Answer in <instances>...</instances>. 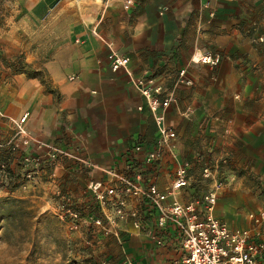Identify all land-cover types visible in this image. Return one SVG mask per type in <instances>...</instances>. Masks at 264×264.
Returning <instances> with one entry per match:
<instances>
[{"label": "crops", "instance_id": "0c3cea01", "mask_svg": "<svg viewBox=\"0 0 264 264\" xmlns=\"http://www.w3.org/2000/svg\"><path fill=\"white\" fill-rule=\"evenodd\" d=\"M259 38L261 0H134L130 10L122 0H0V159L16 166L20 156L8 154L16 142L35 157L38 175L50 173L54 193H62L85 224L102 215L91 182L132 180L165 193L176 164L186 161L192 184L174 197L188 203L206 191L203 169L225 159L228 185L214 215L230 228L247 229V214L258 207L247 204L242 187L264 181ZM112 53L130 58L135 78H156L162 100L172 98L162 113L176 137L161 162L146 160L157 146L158 126L130 77L113 71ZM206 54L220 56L219 66L193 61ZM20 63L36 75L18 71ZM24 116L42 149L16 138L13 120ZM50 147L59 150L53 160ZM243 171L247 175L235 176ZM130 207L143 225L128 219L114 233L134 264H182L173 225L161 230L158 245L151 236L158 211L141 199Z\"/></svg>", "mask_w": 264, "mask_h": 264}, {"label": "built area", "instance_id": "2783aa9c", "mask_svg": "<svg viewBox=\"0 0 264 264\" xmlns=\"http://www.w3.org/2000/svg\"><path fill=\"white\" fill-rule=\"evenodd\" d=\"M122 2L126 10L134 6V0H122ZM259 41L264 42V38H259ZM109 59L112 62L113 71H124L146 99L159 133L157 146L154 151L146 155V160L161 162L164 157V148L176 137L174 131L165 127L162 113L169 107L172 98L167 96L161 99L164 88L156 78L150 76L135 78L130 70V58L112 53ZM193 61L216 68L221 58L218 55L206 54ZM185 75L186 71L182 70L180 79L182 80ZM187 84L192 83L187 81ZM26 120L27 116L17 122L13 120L17 130L16 138L21 140L24 147L35 144L38 149H42L43 146L25 129ZM10 147L17 151L20 146L12 142ZM50 150V158L53 160L59 150L55 147H50ZM24 155L23 167H34L35 157ZM221 163L225 164L226 161L223 160ZM221 163L208 165L203 169L202 177L208 188L200 198L188 203H182L174 197L177 192L189 188L192 184L189 174L190 163L186 161L176 164L171 186L165 193L160 192L154 185L141 186L132 180L123 179V184L120 186L91 182L89 190L102 211V215L94 220V224L110 231L112 227L131 219L136 227H141L142 217L138 211L130 207L131 201L141 199L147 201L153 210L158 211L157 230L151 233L158 245L163 243L161 230L166 229L169 224L173 225L177 246L183 254L182 264H264V207L258 212L249 213L248 220L251 225L247 229L230 228L225 221L214 215L220 194L228 185ZM2 168L4 169L5 166L2 165ZM26 177L30 178L31 175L28 174ZM169 197H172V200H169ZM58 210L60 218L68 220L70 229L81 228V213L73 205L63 204Z\"/></svg>", "mask_w": 264, "mask_h": 264}, {"label": "rangeland", "instance_id": "374dc122", "mask_svg": "<svg viewBox=\"0 0 264 264\" xmlns=\"http://www.w3.org/2000/svg\"><path fill=\"white\" fill-rule=\"evenodd\" d=\"M9 152L20 157L14 168L0 160V264H134L125 243L114 233L117 226L106 233L94 222L82 221L79 230L70 229L58 210L68 199L54 193L50 173L38 175L35 166L24 168L20 148ZM220 165L223 171L226 163ZM243 175L247 172L235 176ZM250 181L242 189L247 204L258 208L247 217L264 207V181Z\"/></svg>", "mask_w": 264, "mask_h": 264}, {"label": "trees", "instance_id": "16d2710c", "mask_svg": "<svg viewBox=\"0 0 264 264\" xmlns=\"http://www.w3.org/2000/svg\"><path fill=\"white\" fill-rule=\"evenodd\" d=\"M18 71L26 72V73H28L30 76L36 75V72H33V71H31V70H28V68H27V67L25 68V66L22 65V63H20V64L18 65ZM10 149H11V148H10ZM9 154H10V152H9ZM7 158H8V157H7ZM7 158L1 157L0 160H2L3 162H5L6 165L9 166V165H8V161H7ZM9 169H10V168H9ZM7 170H8V169H7Z\"/></svg>", "mask_w": 264, "mask_h": 264}]
</instances>
